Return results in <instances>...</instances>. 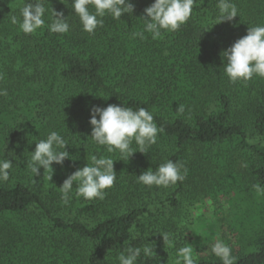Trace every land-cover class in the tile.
<instances>
[{
	"label": "trees",
	"instance_id": "obj_1",
	"mask_svg": "<svg viewBox=\"0 0 264 264\" xmlns=\"http://www.w3.org/2000/svg\"><path fill=\"white\" fill-rule=\"evenodd\" d=\"M23 2L0 0V91H7L0 95V158L12 153L13 162L9 180L0 182V264H118L126 246L149 242L157 257H142L140 264H171L175 248L161 234L176 241L183 234L178 222L186 194L201 195L211 182L225 190L231 174L236 192L264 186V78L230 82L221 56L250 25L264 23V0H233L240 17L224 23L217 20V0H196L179 30L157 39L146 33L143 40L131 33L142 28L135 17L153 0H133L134 18L106 17L95 34L82 30L71 0H46L71 15L70 31L49 32L46 15V25L26 35L10 20ZM109 104L146 108L164 131L147 155L114 162L117 180L103 200L77 197L74 185L65 205L59 187L67 176L86 165L87 154L109 155L93 143L89 124L90 107ZM180 104L184 114L177 112ZM52 130L68 141L75 160L36 176L28 160L35 142ZM168 159L184 165L182 182L168 188L137 183V175ZM260 197L251 206L250 221L258 224L249 230V245L231 248L235 264H264ZM197 264L221 262L209 254Z\"/></svg>",
	"mask_w": 264,
	"mask_h": 264
},
{
	"label": "clouds",
	"instance_id": "obj_2",
	"mask_svg": "<svg viewBox=\"0 0 264 264\" xmlns=\"http://www.w3.org/2000/svg\"><path fill=\"white\" fill-rule=\"evenodd\" d=\"M70 3L72 15L78 17L82 30L89 34H95L98 28L104 27L106 17L115 21L121 20L125 14L135 17L136 5L133 0H71ZM195 4L196 0H153L140 17H135L142 20V28L133 31L131 38L143 40L147 38V33L152 39H157L165 31L179 30L191 18ZM216 8L219 23L232 22L237 16L240 17L233 0H217ZM46 15L49 32L66 34L70 31L71 15L65 16L63 11L50 9L46 6V0H24L19 6V17L13 14L12 9L10 20L24 34H35L46 25ZM221 56L224 74L230 82H246L254 76L264 78V23L250 25L247 34L225 49ZM0 95L6 96L7 91H0ZM177 112L184 114L185 105H178ZM89 124L92 126L90 137L93 143L103 146L109 155L87 154L86 165L67 176L59 187L65 205L72 199L74 185L77 197L103 200L106 190L112 188L117 180L114 162H128L136 152L147 155L149 149L157 144L158 135L164 131L148 109H133L118 104H109L107 107L92 105ZM67 146L69 144L64 136L55 130L49 131L45 138L35 142V150L31 152L27 168L36 176L40 175L41 168L44 172L53 173L54 163L63 166L66 159H73L66 150ZM113 153H118L119 159H114L111 155ZM11 154L8 153V156ZM8 156L0 158V182L10 178L13 162ZM185 171L181 162L168 159L159 163L155 169L149 168L137 175V183L147 187L168 188L182 182ZM252 188L258 196L264 195V186L260 183L252 185ZM161 235L166 247L175 248V264H197L199 256L193 245L184 243L175 247L176 240L172 233L163 232ZM155 247V243L150 242L140 246L129 245L118 253L116 260L118 264H140L142 257H157ZM209 251L221 264H235L236 258L232 255L231 247L222 239L217 238L205 250Z\"/></svg>",
	"mask_w": 264,
	"mask_h": 264
},
{
	"label": "rangeland",
	"instance_id": "obj_3",
	"mask_svg": "<svg viewBox=\"0 0 264 264\" xmlns=\"http://www.w3.org/2000/svg\"><path fill=\"white\" fill-rule=\"evenodd\" d=\"M200 152L202 150H196L193 153ZM235 166L233 171L243 169L242 163ZM194 176V179L199 182L198 175ZM233 176L234 174H231L228 178L231 182L224 183L225 190H221L224 185L211 188L213 185L211 182L206 185L207 190L201 195L188 193L184 196L180 213L181 221L178 222L182 226L183 234L176 241L178 247L189 243L193 245L194 251H197L200 257L211 254L210 251L205 252V250L210 248L217 238L225 241L231 248L232 246L238 248L240 243L249 245L251 240L248 236L249 230L258 224L256 221H250L251 206L252 202H258L261 197L253 188L248 190V194L245 189L240 192L234 191L238 182ZM171 264H175V252Z\"/></svg>",
	"mask_w": 264,
	"mask_h": 264
}]
</instances>
